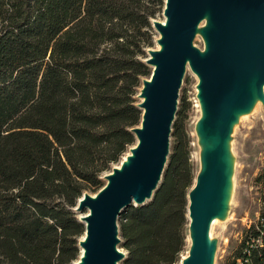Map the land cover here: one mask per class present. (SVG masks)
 <instances>
[{"label": "trees", "instance_id": "1", "mask_svg": "<svg viewBox=\"0 0 264 264\" xmlns=\"http://www.w3.org/2000/svg\"><path fill=\"white\" fill-rule=\"evenodd\" d=\"M162 9L163 0H0V264L79 259L73 208L134 142ZM176 115L150 199L116 220L119 264H175L182 251L192 176L181 107ZM255 182L258 216L227 264H264V150Z\"/></svg>", "mask_w": 264, "mask_h": 264}, {"label": "water", "instance_id": "2", "mask_svg": "<svg viewBox=\"0 0 264 264\" xmlns=\"http://www.w3.org/2000/svg\"><path fill=\"white\" fill-rule=\"evenodd\" d=\"M162 17L164 23H151L160 49L148 50L144 60L151 73L138 94L141 120L131 130L135 145L126 162L103 175L101 189L93 196L84 193L76 202L75 210L86 213L79 219L84 228L78 242L82 256L74 264H116L123 258L115 249L116 220L127 206L148 201L160 180L186 65L198 78L202 137L215 144L205 154L204 169L187 194L191 247L180 264L210 262L212 248L207 246L206 234L212 217L222 208L219 191L226 176L222 159L229 122L233 123L234 110L240 113L254 96H262L264 0H163ZM203 20L207 22L202 31L205 51L199 53L191 41Z\"/></svg>", "mask_w": 264, "mask_h": 264}, {"label": "rangeland", "instance_id": "3", "mask_svg": "<svg viewBox=\"0 0 264 264\" xmlns=\"http://www.w3.org/2000/svg\"><path fill=\"white\" fill-rule=\"evenodd\" d=\"M163 20L161 11L155 17L154 21L162 22ZM206 26V20L199 22L191 41L192 47L199 53L205 51V40L202 31ZM152 33V46L148 50H157L158 47H160L156 43L159 35L154 29L152 30ZM147 57L148 53H146V58ZM149 68L151 69V67ZM197 86L198 78L191 71L190 67L186 65L177 92L172 124L176 120V113L181 107L180 121L184 137L187 141L188 160L192 176L189 191L194 188L198 176L204 169L205 154L210 151L215 144V141L204 139L201 134L204 115L198 98ZM140 89L136 95L137 104L140 102V98L138 97ZM261 94V98L254 96L250 106L246 110L240 112L238 114L239 116L235 115L233 123L230 126L231 129H229L224 140L225 158H227L230 164V169L228 171L229 183L225 190V197L221 208L222 212L220 211L218 213L216 216L217 220L208 226L207 230L208 236H210L208 241L212 248L211 263L209 262V264H227L226 261L229 260L231 251L238 243L240 231L247 227L258 216V210L260 208V193L255 179L260 172L263 162L264 84L261 86ZM181 98H183L182 103L180 101ZM172 124L170 126V133L172 132ZM137 127H139V124ZM133 137L134 142L130 148H132L136 142L134 135ZM171 143L172 138L169 134L168 149ZM129 149L125 152L124 156L121 157L120 161L112 168H117L122 162H124L125 157L129 155ZM102 180L105 183V180ZM90 196H93V194H90ZM186 201L188 205V195H186ZM223 208H225V210ZM75 209L76 205L73 208V211L79 220L86 211L79 212ZM186 220L187 225L184 232L183 248L175 264H180L187 257L191 247L190 220H188L187 213ZM116 238L118 242L115 245V249L124 257L125 253L120 247L118 234L116 235ZM81 239L82 237L79 238V241ZM79 257L80 254L78 255V258ZM119 262L120 261L116 264H119Z\"/></svg>", "mask_w": 264, "mask_h": 264}, {"label": "bare ground", "instance_id": "4", "mask_svg": "<svg viewBox=\"0 0 264 264\" xmlns=\"http://www.w3.org/2000/svg\"><path fill=\"white\" fill-rule=\"evenodd\" d=\"M163 23H164V20L162 21ZM161 22V23H162ZM198 32V31H197ZM160 49V47H158V49L157 50H159ZM234 112H236V115H238L239 114V112H238V110H234ZM239 116V115H238ZM239 118V117H238ZM231 124H232V122L230 121L229 122V126H231ZM231 129V128H230ZM212 140V139H211ZM227 145V144H226ZM212 146V145H211ZM229 151V150H228ZM226 156H228V155H226ZM233 158V157H232ZM124 162H126V158L124 159ZM222 163H223V165L225 166V172H226V176H225V180L223 181V183H222V185H221V188H222V186H223V188H222V190H221V188H220V191H219V201H220V199H221V206H222V202H223V200H224V197H225V190H226V186H227V184L229 183V174H228V171H229V169H230V164H229V162H228V160H227V158H225V156H223V159H222ZM118 168V167H117ZM229 186V185H228ZM230 196V195H229ZM227 203H229V202H227ZM230 205V204H229ZM224 207H225V205H224ZM224 210H225V208H223ZM222 212V211H221ZM219 218V217H218ZM215 220H217L216 219V216H214V217H212V219H211V221H210V223H209V226L211 225V224H213V222L215 221ZM209 237L210 236H208V232H207V234H206V243H207V246H208V244H209ZM82 240V239H81ZM82 256V253H80V257ZM79 260H80V258L76 261L77 263H79ZM75 262V263H76ZM211 263V262H210Z\"/></svg>", "mask_w": 264, "mask_h": 264}]
</instances>
